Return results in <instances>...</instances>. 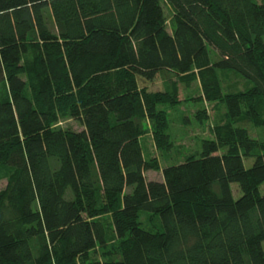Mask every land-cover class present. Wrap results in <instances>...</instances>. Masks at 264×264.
<instances>
[{"label": "trees", "instance_id": "1", "mask_svg": "<svg viewBox=\"0 0 264 264\" xmlns=\"http://www.w3.org/2000/svg\"><path fill=\"white\" fill-rule=\"evenodd\" d=\"M263 38L255 0H0V167L13 168L0 264H264V141L232 127L264 128ZM210 71L249 90L224 94ZM195 72L201 101L225 103L228 123L201 158L162 170L144 157L139 121L159 125V107L178 103L175 80ZM139 79L172 92L147 94ZM60 108L85 129L54 130ZM142 212L164 231L144 230ZM108 216L119 258L93 260Z\"/></svg>", "mask_w": 264, "mask_h": 264}, {"label": "rangeland", "instance_id": "2", "mask_svg": "<svg viewBox=\"0 0 264 264\" xmlns=\"http://www.w3.org/2000/svg\"><path fill=\"white\" fill-rule=\"evenodd\" d=\"M255 1L260 5H264V0ZM162 6L167 30L172 33L175 25L174 9L167 1H164ZM212 58L216 60L214 53H212ZM208 75L217 76L224 94L245 93L250 87L248 82L236 73L210 71L203 76ZM203 76L195 72L192 77L175 80L178 87V103L159 107L158 111L163 117L159 125L149 119L139 121L142 130L140 143L144 157L147 161L156 159L162 170L182 164L189 159L201 158L206 143L216 139V128L228 123V110L225 103L201 101ZM139 85L141 91L145 90L147 94L172 92V87L167 83L150 84L143 79H139ZM58 113L60 120L53 127L54 130L78 133L85 129L82 121L74 118L69 108H60ZM232 127L236 131L246 133L247 137L257 144L264 141V128L256 127L248 119L234 122ZM227 151V148L222 149L220 154H225ZM246 163L251 166L252 160L246 159ZM12 174L13 168L0 167V191H4L8 187L9 178ZM146 177L149 181H163L162 171L147 172ZM232 188L235 198L238 199L241 196L239 186L234 184ZM140 222L142 228L148 232L164 231L161 219L157 215L142 212L140 213ZM104 224L108 230V245L105 249L101 248L94 251L92 259L104 261L109 258L108 256H114L115 254L113 259H118L121 242L115 237L113 221L110 216L104 219Z\"/></svg>", "mask_w": 264, "mask_h": 264}]
</instances>
